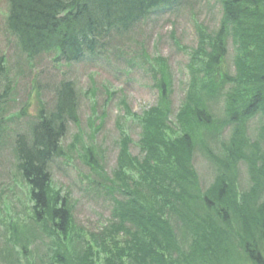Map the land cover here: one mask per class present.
<instances>
[{"label":"trees","instance_id":"trees-1","mask_svg":"<svg viewBox=\"0 0 264 264\" xmlns=\"http://www.w3.org/2000/svg\"><path fill=\"white\" fill-rule=\"evenodd\" d=\"M181 2L8 0L7 23L28 58L55 50L56 62L73 64L97 55L114 34L125 36L156 10ZM220 2L219 31L209 36L201 32L199 47L192 51L191 82L175 121L169 102L172 79L158 58L160 101L141 115L132 113L142 130L141 156L130 152L133 141L124 135L111 177L94 161V172L110 197L112 222L70 248L73 208L62 190L53 191L48 164L62 156L61 140L68 122L78 118L79 95L72 81L56 87L54 113H41L33 140L18 135L16 143L33 223L18 241L27 240V234L37 238L39 231L53 238L52 264H264V0ZM230 40L233 74L225 62ZM7 69L0 56V142L1 106L12 88L4 83ZM257 117L261 126L253 138L250 123ZM225 129L232 136L227 143L222 139ZM197 150L220 171L205 191L193 165ZM242 163L250 168L247 193L236 188Z\"/></svg>","mask_w":264,"mask_h":264},{"label":"rangeland","instance_id":"rangeland-1","mask_svg":"<svg viewBox=\"0 0 264 264\" xmlns=\"http://www.w3.org/2000/svg\"><path fill=\"white\" fill-rule=\"evenodd\" d=\"M9 9L8 0H0V56L8 67L9 80L4 83H12L7 102L1 106L4 129L0 142V264H52L51 250L56 249L53 238L39 231L37 238L27 234V240L18 241L33 223L30 188L17 168V135L24 134L33 140V126L40 112L49 114L56 105V87L64 80L75 83L79 95L78 119L68 126L62 156L50 164L51 184L54 192L62 190L73 208L74 241L66 243L67 248L78 245L80 239L89 241L91 234L101 233L112 222L110 197L94 172V161L103 168V174L111 177L124 135L133 141L130 152L141 156L138 140L142 130L132 113L141 115L160 101L158 84L162 76L160 62L159 65L155 62L158 58L163 59L161 65L172 79L169 102L175 121V112L191 82L192 51L199 47L201 32L204 36L218 33L221 2L183 0L177 7L158 9L125 36L114 34L107 39L94 57L73 64L56 62L55 50L28 58L8 29ZM199 25L203 26L200 32ZM228 51L225 62L233 74V40L228 43ZM258 122L257 118L250 123L253 138L257 137ZM228 136L226 130L223 141ZM211 148L217 154L221 152V148ZM200 150L194 155L193 165L205 191L220 171ZM238 168L236 188L247 193L252 185L250 168L243 163Z\"/></svg>","mask_w":264,"mask_h":264},{"label":"bare ground","instance_id":"bare-ground-1","mask_svg":"<svg viewBox=\"0 0 264 264\" xmlns=\"http://www.w3.org/2000/svg\"><path fill=\"white\" fill-rule=\"evenodd\" d=\"M182 2H183V0H182ZM182 2H181V3H182ZM181 3H180V4H181ZM220 19H221V18H220ZM52 162H53V160H52V161H50V162H49V164H48V166H49V172H50V175H51V169H50V167H51V166H50V164H51ZM51 177H52V175H51ZM52 178H53V177H52Z\"/></svg>","mask_w":264,"mask_h":264}]
</instances>
